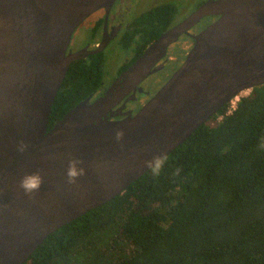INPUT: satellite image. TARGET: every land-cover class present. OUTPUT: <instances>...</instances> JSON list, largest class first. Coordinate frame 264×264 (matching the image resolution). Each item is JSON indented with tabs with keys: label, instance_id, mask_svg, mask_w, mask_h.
I'll return each instance as SVG.
<instances>
[{
	"label": "water",
	"instance_id": "95a60500",
	"mask_svg": "<svg viewBox=\"0 0 264 264\" xmlns=\"http://www.w3.org/2000/svg\"><path fill=\"white\" fill-rule=\"evenodd\" d=\"M115 1L0 0V264L26 263L51 233L122 194L239 94L264 85V0H218L188 19L221 15L135 116L109 119L113 85L49 129L69 66L85 55L67 54L74 32ZM182 25L121 79L147 76ZM37 175L39 189L26 194L21 182Z\"/></svg>",
	"mask_w": 264,
	"mask_h": 264
},
{
	"label": "trees",
	"instance_id": "16d2710c",
	"mask_svg": "<svg viewBox=\"0 0 264 264\" xmlns=\"http://www.w3.org/2000/svg\"><path fill=\"white\" fill-rule=\"evenodd\" d=\"M158 8L144 17L160 14L163 30L173 12ZM105 72L98 54L71 63L49 129L100 88ZM226 105L166 156L159 175L154 165L51 233L24 264H264V85ZM117 234L131 252L115 248Z\"/></svg>",
	"mask_w": 264,
	"mask_h": 264
},
{
	"label": "flooded vegetation",
	"instance_id": "af4514ba",
	"mask_svg": "<svg viewBox=\"0 0 264 264\" xmlns=\"http://www.w3.org/2000/svg\"><path fill=\"white\" fill-rule=\"evenodd\" d=\"M173 1L174 0H116L109 12L106 8H100L90 14L77 27L78 30L82 27V30L85 31L87 36L83 42L80 41L79 46H71V40L67 54H74L77 52L85 53L83 57L75 61L82 60L83 62H90L93 55L96 54L105 59L106 72L100 84V88L86 98H91V101L94 102L113 87V85H116L114 86L113 108L108 115L110 120H119L127 116H135L184 63L187 54L195 43V36L216 22L221 16L206 14L189 22L188 19H190L200 7L206 3L216 2L218 0H198L194 4H192L191 0H181L185 7L182 12L187 14L179 18V6ZM161 5H166L167 8L170 9V14L171 11L173 12L172 18H168L167 15L169 13H165L164 18L166 19V25H164L163 30H160V14L148 18L144 17L146 12H152L154 9L158 12V7ZM191 5L193 8L186 12V9ZM181 24H184L181 28L182 32L175 40L168 44L165 55L153 65L151 72L147 76L140 79H131L130 81L127 80V78L121 79V75L127 71L152 44L158 41L164 33ZM113 47L114 52L110 56H107L108 51ZM174 49H176L179 55H183V61L178 66L175 65L177 57L174 54ZM119 50L122 51L120 54L118 52ZM107 64L112 66H108ZM107 67H115L116 72L113 78L107 77V74H109ZM163 71L167 72L166 75L169 74L168 77L166 76V81L156 89H152V82H149L151 79L154 80L155 76ZM232 101L226 106H231ZM132 104L134 105L130 108Z\"/></svg>",
	"mask_w": 264,
	"mask_h": 264
},
{
	"label": "rangeland",
	"instance_id": "374dc122",
	"mask_svg": "<svg viewBox=\"0 0 264 264\" xmlns=\"http://www.w3.org/2000/svg\"><path fill=\"white\" fill-rule=\"evenodd\" d=\"M197 1L198 0H191L192 4H194ZM173 2H175L179 6L180 14L178 15V18L185 16L187 13H183L182 12L183 9L185 8L184 5H183V3H182V1L181 0H174ZM192 8H193V6L191 5L190 7H188L186 9V12L190 11ZM86 36L87 35L85 34V31L82 30V27L79 28V30L77 29L76 32H74V34H73V37H72V45L71 46H73V47L79 46L80 45V41L83 42V40L85 39ZM113 52H114V47L113 48H110V50L107 53V56H110ZM118 52L120 54V52H122V51L119 50ZM174 52H175L174 53L175 56L177 57L176 62H175L176 63L175 65L178 66L183 61V55L182 56L179 55L177 53L176 49H174ZM106 63H107V60H106ZM107 65L108 66H112L110 64H107ZM109 68L107 67V69L109 71V74H107V77L108 78H113L114 73L116 72V69H115V67H111L110 69ZM166 74H167V72L166 71L165 72L163 71L160 74H158L157 76H155L154 80L151 79V81L149 82V83L152 82L151 83V85H152L151 88L152 89H156L162 83H164L166 81V76L167 77L169 76V74L168 75H166ZM147 85H148V82H147ZM250 91L251 90H246V91L242 92L241 94H239L236 98H234L233 102L231 103V108H233L235 106V104L237 103V101L240 99L241 96H244V95L249 94ZM133 105L134 104L130 105V108L133 107ZM126 212H124L121 217L125 216L127 214ZM115 236L117 237V239H118V241L120 243L119 246L117 244H115V248L116 249L123 248L122 252H126V253L131 252V250L133 248L132 244H130L125 238H122L120 234H117ZM113 252L116 253L117 251L116 250H113ZM116 254H118V253H116Z\"/></svg>",
	"mask_w": 264,
	"mask_h": 264
},
{
	"label": "clouds",
	"instance_id": "9594fccd",
	"mask_svg": "<svg viewBox=\"0 0 264 264\" xmlns=\"http://www.w3.org/2000/svg\"><path fill=\"white\" fill-rule=\"evenodd\" d=\"M122 133H118V136L121 135ZM166 159V157L163 158H157L156 159V163L154 168H152V172L153 174L159 175V170H161L162 165L164 160ZM80 175L83 174V169L80 170ZM78 175L75 167H72L69 172H68V176L70 178L69 182H73V179ZM42 181L40 179V177L37 176H30L28 178H26L25 180H23L21 182V187L25 190L26 194H31L33 192V190H38L40 185H41Z\"/></svg>",
	"mask_w": 264,
	"mask_h": 264
},
{
	"label": "built area",
	"instance_id": "2783aa9c",
	"mask_svg": "<svg viewBox=\"0 0 264 264\" xmlns=\"http://www.w3.org/2000/svg\"><path fill=\"white\" fill-rule=\"evenodd\" d=\"M232 102H233V101H232ZM236 104H237V103H236ZM236 104H235V106H236ZM235 106H234V107H235Z\"/></svg>",
	"mask_w": 264,
	"mask_h": 264
}]
</instances>
